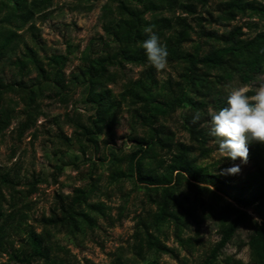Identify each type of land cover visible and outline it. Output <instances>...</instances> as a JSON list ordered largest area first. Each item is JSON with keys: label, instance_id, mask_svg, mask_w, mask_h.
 Instances as JSON below:
<instances>
[{"label": "trees", "instance_id": "16d2710c", "mask_svg": "<svg viewBox=\"0 0 264 264\" xmlns=\"http://www.w3.org/2000/svg\"><path fill=\"white\" fill-rule=\"evenodd\" d=\"M53 1L0 0V61L22 43L25 53L12 63L16 76H35L28 85L22 80L4 85L0 80V134L14 118L12 99L7 106L2 105L8 94L18 97L24 105V121L18 127L21 136L35 126L40 116L39 101L46 93L64 101L66 90H79L81 103L91 115L85 124L74 120L71 138L78 149L83 154L88 149L97 152L104 137L101 142L108 153L101 161L107 162L109 185L132 182L154 207L136 221L132 249L139 260L162 254L177 259V253L164 243L169 226L176 243L191 249L193 240L183 236L191 222L210 219L217 225L220 239L203 264H215L246 225L252 228L247 241L250 263L264 264V144L248 145L247 160L252 171L238 185L226 178L228 175L214 171V165L203 164L210 158L209 142L215 140L209 135L213 112L226 107L232 86L249 85L264 75V28L250 22H264V3L219 0L214 13L206 12V20L197 14L207 10L212 0H107L100 16L102 37L85 47L78 66L66 76L67 57L53 55L44 63L18 35L29 24L33 43H37L34 18L50 8ZM190 17L197 22L195 43L191 39L194 29L188 22ZM241 19L249 21L238 25ZM203 22L236 25L219 34L206 29ZM148 26L166 46L167 66L174 75L161 77L147 61L142 42L147 39L144 28ZM192 42L193 46L186 48ZM126 66L139 68V76L125 83L116 97L108 86L116 83ZM124 111L129 116L128 141L133 144L132 152L127 154L107 147L115 144V130ZM177 112L187 142L175 141L165 125ZM197 113L200 119L193 124ZM140 130L142 135L138 134ZM71 138L59 137L66 148L71 146ZM99 181L98 177L88 188H75L71 195H57L50 215L41 220L46 230L41 234L27 231L18 248L4 245L1 224L12 215H7L0 204V259L6 257L0 264H66L65 259L54 254L57 249L48 240L47 228L75 235L97 228L98 218L110 220L109 226L113 227L116 220L106 216V206L90 202ZM10 183L9 175L0 173V188ZM116 264H123L121 258L117 257ZM147 264L157 263L153 260Z\"/></svg>", "mask_w": 264, "mask_h": 264}, {"label": "rangeland", "instance_id": "374dc122", "mask_svg": "<svg viewBox=\"0 0 264 264\" xmlns=\"http://www.w3.org/2000/svg\"><path fill=\"white\" fill-rule=\"evenodd\" d=\"M218 1L212 0L207 10H200L197 15L207 20L209 17L206 12L214 13ZM255 1L264 3V0ZM106 2L107 0H96L92 3L80 0H54L50 8L34 18L37 43H33L32 34L28 30L29 24L19 31L18 35L23 43L36 51L38 58L44 63L53 55L67 57L65 75L68 76L78 66V59L85 47L91 41L102 37L100 16ZM246 21L249 20L241 19L237 24L242 25ZM188 22L194 29L191 39L195 43L198 41L197 22L191 17L188 18ZM250 22L264 28V22L257 19ZM202 25L221 34L230 30L236 23L223 26L203 22ZM193 42L187 44L186 48L190 49ZM24 53V46L21 43L13 54L0 61V80L4 85H14L21 80L23 84L28 85L33 81L34 74L22 79L16 76L17 70L12 65L13 61L22 57ZM173 71L171 67L166 66L165 69L159 70V74L161 77H167L174 75ZM139 72V68L126 66L119 73L116 83L109 85L108 88L117 97L122 86L130 79H136ZM261 85H264V75L249 85L236 84L229 91L244 88L251 99ZM64 95V101H60L63 98L56 97L51 92L46 93L39 101L40 116L37 117L35 126L21 136L18 127L24 121L23 103L13 94H8L2 102L3 106L8 105L9 99L14 102H10L14 108L12 113L14 118L9 127L0 134V173H7L12 181L7 187L0 188L2 210L7 215H12L1 224L4 245L8 249L11 246L18 248L23 245L27 231L43 233L46 228L41 222L42 217L50 215L58 201L56 196L71 195L75 188H88L99 177V189L91 197L90 202L103 203L106 206V216L112 221L116 220L114 226H109L110 220L98 218L97 228L75 235L47 228L50 234L48 240L52 247L57 249L54 254L65 259L66 264H116L117 257L121 258L123 264H147L153 260L157 264H203L220 239L217 225L210 219L191 222L189 230L183 235L184 239L193 240L191 249L182 248L176 243L173 228L169 226L167 230L169 237L164 243L177 253V259L169 254H162L148 255L141 261L133 254L137 218L144 211L152 210L154 207L147 203L143 191L137 189L132 182L125 181L118 186L109 185L108 165L107 162L101 161L108 153V149L101 142L104 137L100 140L97 152L93 149H88L84 154L80 152L75 140L71 138L74 137L73 123L74 120L80 119L85 124L91 112L82 105L79 90H66ZM179 114L180 112H177L168 119L165 125L174 135L175 141L187 142L188 136L182 129ZM130 134L129 116L124 111L115 130V144L107 147L114 148L116 152L122 154L131 153L133 144L128 141ZM138 134L142 135V130ZM62 135L72 139L68 148L64 147L63 141L59 139ZM208 147L211 149L210 158L203 164L214 165V171L217 173L228 175L224 170L240 163L239 160L232 162L220 157L215 140H211ZM58 168L61 169L60 172ZM251 171V163L247 160L245 164L240 165L239 173L224 177L238 185ZM118 215L121 217L119 221ZM251 230L250 225L243 226L218 256L215 264H251L247 246ZM0 260L5 261L6 257Z\"/></svg>", "mask_w": 264, "mask_h": 264}, {"label": "clouds", "instance_id": "9594fccd", "mask_svg": "<svg viewBox=\"0 0 264 264\" xmlns=\"http://www.w3.org/2000/svg\"><path fill=\"white\" fill-rule=\"evenodd\" d=\"M144 33L147 39L142 42V48L147 61L157 70L165 69L168 63L166 46L151 26L145 27ZM199 119L200 114H195L192 123H197ZM209 135L215 138L220 157L240 162L224 170L225 173H239L240 165L247 162L248 145L251 142L264 144V85L256 90L251 99L244 88L232 90L227 96L226 107L213 112Z\"/></svg>", "mask_w": 264, "mask_h": 264}]
</instances>
